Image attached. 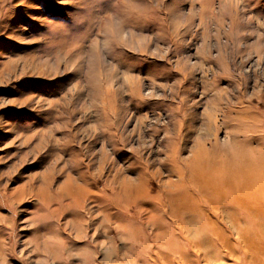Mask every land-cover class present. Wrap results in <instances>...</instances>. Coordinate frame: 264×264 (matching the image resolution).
Wrapping results in <instances>:
<instances>
[{"label":"rangeland","instance_id":"rangeland-1","mask_svg":"<svg viewBox=\"0 0 264 264\" xmlns=\"http://www.w3.org/2000/svg\"><path fill=\"white\" fill-rule=\"evenodd\" d=\"M0 264H264V0H0Z\"/></svg>","mask_w":264,"mask_h":264}]
</instances>
